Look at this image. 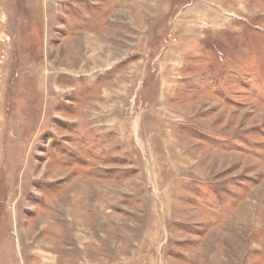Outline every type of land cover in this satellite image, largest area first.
<instances>
[{"label": "rangeland", "instance_id": "1", "mask_svg": "<svg viewBox=\"0 0 264 264\" xmlns=\"http://www.w3.org/2000/svg\"><path fill=\"white\" fill-rule=\"evenodd\" d=\"M0 264H264V0H0Z\"/></svg>", "mask_w": 264, "mask_h": 264}]
</instances>
